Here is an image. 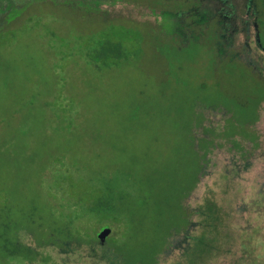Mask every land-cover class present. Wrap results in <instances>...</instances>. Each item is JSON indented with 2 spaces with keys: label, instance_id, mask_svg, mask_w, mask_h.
Here are the masks:
<instances>
[{
  "label": "rangeland",
  "instance_id": "obj_1",
  "mask_svg": "<svg viewBox=\"0 0 264 264\" xmlns=\"http://www.w3.org/2000/svg\"><path fill=\"white\" fill-rule=\"evenodd\" d=\"M66 2L113 18H152L120 0H0V13L10 10L14 17L34 3L0 31V186L8 189L12 213L24 212L28 197H49L59 222L73 205L70 217L80 215L106 186L125 194L144 184L142 194L154 199L169 178L185 184L193 166L190 139L199 138L202 122L220 129L225 111L233 110L215 89L201 49L175 52L144 28L141 40L111 18L51 6ZM104 42L122 43L127 58L94 59ZM248 47L264 78V53L253 40ZM250 104L245 119L254 114L256 103ZM243 113H236L241 121ZM258 114V147L248 144L242 154L226 145L210 155L184 203L191 212L189 232L171 237L170 213L160 204L161 215L150 214L137 227L131 251L142 256L161 248L156 264H264V103ZM66 167L79 173H71L74 180L63 175ZM156 219L159 232L153 230ZM99 225L79 222L85 230L79 240L92 241ZM19 235L31 245L28 232ZM39 253L37 261L12 263L124 264L108 243L46 246Z\"/></svg>",
  "mask_w": 264,
  "mask_h": 264
},
{
  "label": "trees",
  "instance_id": "obj_2",
  "mask_svg": "<svg viewBox=\"0 0 264 264\" xmlns=\"http://www.w3.org/2000/svg\"><path fill=\"white\" fill-rule=\"evenodd\" d=\"M66 9L73 11L72 7H66ZM83 12L81 11V13ZM91 14L105 19L103 13ZM107 56L118 60L126 59V47L119 42L100 43V47L97 50L96 48L94 49L93 58L101 60ZM235 66L231 65L230 67L233 69ZM240 70L239 73L236 71L235 75L232 76L240 79L241 87L242 83H244L243 89H249L250 85L248 82L251 79V73L244 68ZM230 79V81L226 80V82L237 83L233 81L234 78L230 77ZM254 92L256 97L251 100L256 103V108L251 119H245L246 112L251 105H237L231 102L233 110L225 111L228 117L224 118L225 113L223 114V125L220 129L214 125H210V123L202 122L200 124L202 129L198 130L200 132L199 138H191V146L188 148L191 152L190 154L193 156V166L189 167L190 172L187 175L188 178H186L188 181L185 184H180L177 180L167 179V186L154 199L142 194L144 184L140 187L138 185L136 187L134 186L131 191L125 194H113L108 186H106L103 189L105 193L95 201L85 205V207H81L80 215L77 214V216L70 217L71 214L69 212L75 209V205L69 207V211L66 212L63 210L64 205H59V210L64 211L61 213L62 221L59 222L53 216V211L49 206V203L52 205L53 201L51 200L53 199H49V197L45 198L42 202L38 201L42 198L38 195L28 197L27 209L24 212H20V214L12 213V207L10 206L11 196L9 195L8 189H5L6 186H0L1 261L6 264H13V259L34 262L42 256V253H39V249H43L46 246L65 248L75 244L83 245L96 242L99 244H110L113 251L122 256L124 264H156L158 257L164 253L161 248L156 249L154 247L142 256L136 255L129 248V244L137 231V227L142 223L143 218L150 216V214H155V216L161 215L160 204H163L165 210L170 213L171 217V221L169 222V235L172 237L177 232H185V234L189 232L192 226L191 212H189V209L184 203L190 198L191 193L196 188L213 150L227 145L238 151H242L243 154L248 144L254 148L259 145V135L255 130V125L259 119V107L264 103V84L258 85ZM237 111L244 112V121L240 120ZM29 159L32 160L33 157L30 155ZM73 171L77 172L73 168L66 167L62 173L74 180L71 174ZM50 172L52 173V171ZM49 178L52 179L51 174ZM153 189L157 191L156 187H153ZM37 192L40 193V191ZM136 209H143L146 215L143 217L137 216ZM49 210L50 214L48 215ZM82 221H86L87 223L92 221L100 224L101 229L113 226L112 235L102 240L97 235L94 236L92 241L88 240V242H85L79 240L80 235L85 231H82L81 226H77ZM161 228V222H159V219H156V222L153 223V230L159 232ZM115 229H120V232H116ZM22 231L30 234L31 245L24 244L21 241L19 233Z\"/></svg>",
  "mask_w": 264,
  "mask_h": 264
},
{
  "label": "flooded vegetation",
  "instance_id": "obj_3",
  "mask_svg": "<svg viewBox=\"0 0 264 264\" xmlns=\"http://www.w3.org/2000/svg\"><path fill=\"white\" fill-rule=\"evenodd\" d=\"M120 1L126 6L146 9L151 13L152 18L145 20L129 19L124 16L113 18L111 13L104 12L105 18H111L120 23L123 32L136 30L137 39H143L141 31L146 29L145 32L163 40L167 47L175 52H181L184 48L201 49L208 55L206 70L215 77V89L233 104L251 105L250 100L256 97L253 94L254 90L258 85L264 84V79L249 57L248 43L253 40L264 53V0ZM32 5H27L25 10L15 17L10 10L1 12L0 31L11 26L13 20L21 16ZM51 6L72 7L73 12L78 11L79 14L81 11H89L90 13L86 12L88 14L99 13L94 10L82 9L76 2L58 5L51 3ZM131 23H138L140 28L132 27ZM236 31L241 34L240 41L237 38L239 33ZM237 43L239 45H236ZM231 65H236L233 72L230 71ZM226 67L229 69L226 70ZM243 68L251 73V79L248 82L249 89H243L244 83L241 87L240 79L232 76ZM220 75L221 78H219ZM224 76L225 78H223ZM229 76L234 78L233 81L237 83H227L226 80H231ZM201 86L203 87L204 84L201 83Z\"/></svg>",
  "mask_w": 264,
  "mask_h": 264
},
{
  "label": "water",
  "instance_id": "obj_4",
  "mask_svg": "<svg viewBox=\"0 0 264 264\" xmlns=\"http://www.w3.org/2000/svg\"><path fill=\"white\" fill-rule=\"evenodd\" d=\"M110 229L109 228H103L102 230L99 231L97 237L99 239H105L109 235Z\"/></svg>",
  "mask_w": 264,
  "mask_h": 264
}]
</instances>
